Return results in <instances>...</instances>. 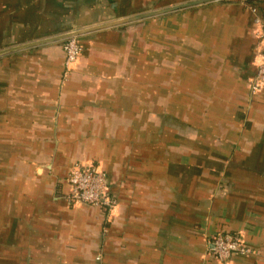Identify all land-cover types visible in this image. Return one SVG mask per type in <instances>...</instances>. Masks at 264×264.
<instances>
[{
    "label": "crops",
    "instance_id": "obj_1",
    "mask_svg": "<svg viewBox=\"0 0 264 264\" xmlns=\"http://www.w3.org/2000/svg\"><path fill=\"white\" fill-rule=\"evenodd\" d=\"M193 1L0 0V51ZM256 14L223 0L87 34L69 70L63 42L0 57V264H218L220 232L254 251L226 264H264ZM93 164L112 212L67 200Z\"/></svg>",
    "mask_w": 264,
    "mask_h": 264
},
{
    "label": "built area",
    "instance_id": "obj_2",
    "mask_svg": "<svg viewBox=\"0 0 264 264\" xmlns=\"http://www.w3.org/2000/svg\"><path fill=\"white\" fill-rule=\"evenodd\" d=\"M254 21L259 61L255 75L249 82V91L252 95H258L264 94V21L257 14ZM63 51L66 67L69 68L78 60L83 47L78 38H73L64 42ZM67 184V200L74 206L85 205L109 212L117 206L107 173L97 165H75L69 172ZM210 245V254L218 264H226L235 256L248 257L254 253L239 235L232 233H219Z\"/></svg>",
    "mask_w": 264,
    "mask_h": 264
},
{
    "label": "water",
    "instance_id": "obj_3",
    "mask_svg": "<svg viewBox=\"0 0 264 264\" xmlns=\"http://www.w3.org/2000/svg\"><path fill=\"white\" fill-rule=\"evenodd\" d=\"M217 1H223V0H197V1H193V2H189V3H184L181 5H176L173 7H169V8H165V9H160V10H155V11H150V12H146L137 16H133V17H128L125 19H120L117 21H113L110 23H106L103 25H99V26H95V27H91V28H86V29H82V30H78V31H74V32H70V33H65L62 35H57L54 37H50L47 39H43L40 41H35V42H31V43H27L21 46H17V47H13L10 49H6V50H2L0 51V57L4 56V55H8V54H12V53H16L19 51H23V50H27V49H31L34 47H38L41 45H46V44H51V43H58V42H64L66 40L69 39H73V38H79L82 37L84 35L87 34H91V33H95L98 31H102V30H107V29H112V28H116V27H120V26H124V25H129L132 23H136V22H140L142 20H147V19H151V18H156V17H160L163 15H167L173 12H177L183 9H188L191 7H195V6H199V5H204V4H208L211 2H217Z\"/></svg>",
    "mask_w": 264,
    "mask_h": 264
},
{
    "label": "trees",
    "instance_id": "obj_4",
    "mask_svg": "<svg viewBox=\"0 0 264 264\" xmlns=\"http://www.w3.org/2000/svg\"><path fill=\"white\" fill-rule=\"evenodd\" d=\"M224 1H226V2H229V1H237V2H241V3H243V5L245 6V7H254L255 9H256V11H257V15L264 21V17H263V15L261 14V12H260V10L258 9V7L261 5V6H263V4H264V0H224ZM258 6V7H257ZM257 7V8H256ZM259 10V11H258ZM262 11V10H261ZM254 20H255V17H254ZM253 20V22H254V24H255V21ZM79 39V38H78ZM79 41H80V39H79ZM65 42V41H64ZM64 42L62 43V52H63V56H64V61H65V54H64V51H63V46H64ZM80 43H81V45H82V47H83V51H82V54H83V52L85 51L84 50V46H83V44H82V42L80 41ZM82 54L80 55V57L82 56ZM80 57L78 58V60L80 59ZM78 60L74 63V64H72L71 66H73V65H75L77 62H78ZM258 61H259V51H258ZM257 64H258V62H257ZM257 64H256V68H257ZM70 66V67H71ZM70 67L69 68H67V70H69L70 69ZM256 68H255V71H254V74H253V76L255 75V72H256ZM252 76V77H253ZM252 79V78H251ZM250 79V80H251ZM250 80H249V82H250ZM249 82H248V89H249ZM258 95H263L264 96V94H258ZM254 96H257V95H254ZM67 180V179H66ZM67 186H68V184H67ZM68 189H69V187H68ZM69 191V190H68ZM111 191H112V188H111ZM101 210H103V211H106L105 209H101ZM221 233V232H220ZM219 233H217L216 235H218ZM233 234V233H232ZM215 235V236H216ZM237 235V234H236ZM214 236V237H215ZM214 237L212 238V240L214 239ZM247 245V244H246Z\"/></svg>",
    "mask_w": 264,
    "mask_h": 264
},
{
    "label": "rangeland",
    "instance_id": "obj_5",
    "mask_svg": "<svg viewBox=\"0 0 264 264\" xmlns=\"http://www.w3.org/2000/svg\"><path fill=\"white\" fill-rule=\"evenodd\" d=\"M145 148V147H144ZM94 165V164H93ZM96 166V165H95ZM98 167H100V166H98ZM101 168V167H100ZM102 169V168H101ZM76 206H85V205H76Z\"/></svg>",
    "mask_w": 264,
    "mask_h": 264
}]
</instances>
